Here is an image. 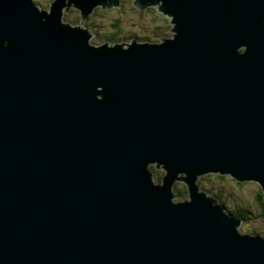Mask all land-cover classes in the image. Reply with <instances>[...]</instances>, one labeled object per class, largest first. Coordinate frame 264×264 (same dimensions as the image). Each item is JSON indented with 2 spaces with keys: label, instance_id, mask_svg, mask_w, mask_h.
<instances>
[{
  "label": "water",
  "instance_id": "water-1",
  "mask_svg": "<svg viewBox=\"0 0 264 264\" xmlns=\"http://www.w3.org/2000/svg\"><path fill=\"white\" fill-rule=\"evenodd\" d=\"M165 2L175 43L105 53L59 27L62 0L43 24L0 0V264H264L259 238L194 189L172 206L144 172L155 158L264 182V0Z\"/></svg>",
  "mask_w": 264,
  "mask_h": 264
},
{
  "label": "clouds",
  "instance_id": "clouds-1",
  "mask_svg": "<svg viewBox=\"0 0 264 264\" xmlns=\"http://www.w3.org/2000/svg\"><path fill=\"white\" fill-rule=\"evenodd\" d=\"M40 16V22L56 14L61 0H28ZM165 0H148L141 7L139 0H97L85 13L76 0H62L57 22L62 30L78 31L84 44L93 51L129 52L133 48H162L177 41L180 32L175 13L164 10ZM230 13L226 10L225 16ZM14 41L0 37V50H9ZM234 54L244 57L249 52L247 43L234 46ZM90 96L104 103L107 90L103 84L91 85ZM148 184L162 190L167 186L168 202L176 206L193 203L196 197L209 201L211 208L232 221V230L240 238H259L264 242V182L256 178L237 177L232 171L207 168L199 171L176 170L171 174L166 161L148 159L144 163ZM172 175L171 182L168 177ZM190 180V182H189Z\"/></svg>",
  "mask_w": 264,
  "mask_h": 264
}]
</instances>
